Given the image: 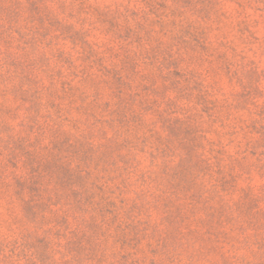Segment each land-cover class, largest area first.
<instances>
[{
  "label": "rangeland",
  "instance_id": "1",
  "mask_svg": "<svg viewBox=\"0 0 264 264\" xmlns=\"http://www.w3.org/2000/svg\"><path fill=\"white\" fill-rule=\"evenodd\" d=\"M0 264H264V0H0Z\"/></svg>",
  "mask_w": 264,
  "mask_h": 264
}]
</instances>
